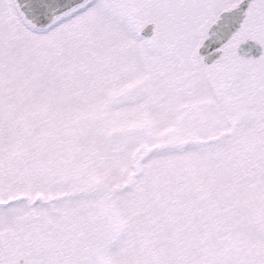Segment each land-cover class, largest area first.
Masks as SVG:
<instances>
[{"label": "snow or ice", "instance_id": "1", "mask_svg": "<svg viewBox=\"0 0 264 264\" xmlns=\"http://www.w3.org/2000/svg\"><path fill=\"white\" fill-rule=\"evenodd\" d=\"M0 264H264V0H0Z\"/></svg>", "mask_w": 264, "mask_h": 264}]
</instances>
